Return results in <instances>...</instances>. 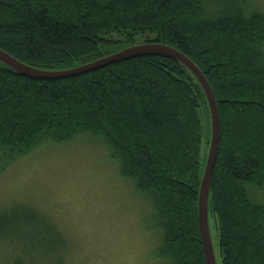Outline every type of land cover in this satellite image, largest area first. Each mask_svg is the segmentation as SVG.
<instances>
[{"label":"trees","instance_id":"1","mask_svg":"<svg viewBox=\"0 0 264 264\" xmlns=\"http://www.w3.org/2000/svg\"><path fill=\"white\" fill-rule=\"evenodd\" d=\"M145 44L188 57L214 94L220 143L209 216L217 225L220 263L264 264V206L249 195L264 190V12L258 3L0 0V49L38 70L74 69ZM208 110L195 77L170 58L125 60L50 81L0 63V171L42 144L89 135L150 199L161 231L157 256L166 264H205L198 199L210 147L209 141L206 154ZM46 226L28 206L0 215V264H62L61 234Z\"/></svg>","mask_w":264,"mask_h":264},{"label":"rangeland","instance_id":"2","mask_svg":"<svg viewBox=\"0 0 264 264\" xmlns=\"http://www.w3.org/2000/svg\"><path fill=\"white\" fill-rule=\"evenodd\" d=\"M255 1L264 12V0ZM250 191L251 200L264 206V190ZM17 206L39 210L47 229L60 232L62 264H166L157 256L161 231L150 199L121 176L108 151L89 135L42 144L0 171V215ZM210 226L221 264L214 218Z\"/></svg>","mask_w":264,"mask_h":264},{"label":"water","instance_id":"3","mask_svg":"<svg viewBox=\"0 0 264 264\" xmlns=\"http://www.w3.org/2000/svg\"><path fill=\"white\" fill-rule=\"evenodd\" d=\"M165 57L176 60L187 68L195 77L202 88L210 111L211 118V140L209 152L205 164L198 199V225L205 258V264H218L215 247L212 239L209 216V194L213 171L216 163L220 143V120L217 103L212 89L200 69L185 55L174 48L159 44H145L129 47L121 52L105 57L96 62L62 71H44L32 68L16 60L14 57L0 49V63L14 70L18 74L33 80L50 81L66 80L94 72L106 66L120 61L132 60L142 57Z\"/></svg>","mask_w":264,"mask_h":264}]
</instances>
